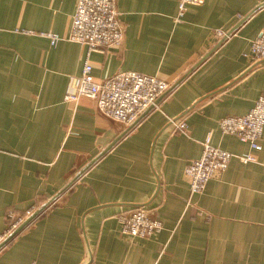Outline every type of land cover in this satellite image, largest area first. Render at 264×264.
<instances>
[{
  "label": "crops",
  "instance_id": "crops-1",
  "mask_svg": "<svg viewBox=\"0 0 264 264\" xmlns=\"http://www.w3.org/2000/svg\"><path fill=\"white\" fill-rule=\"evenodd\" d=\"M77 1L0 0V235L10 209H36L76 179L0 249V264H264V134L255 149L219 126L264 93V59L252 56L264 6L195 67L218 29L264 0H204L183 20L179 0H117L125 36L90 51L95 78L132 70L176 84L121 138L128 125L97 99L65 98L88 46L45 33L68 36ZM181 115L185 130L170 123ZM208 137L235 155L192 194L185 170ZM141 204L164 223L149 237L118 218Z\"/></svg>",
  "mask_w": 264,
  "mask_h": 264
},
{
  "label": "built area",
  "instance_id": "built-area-1",
  "mask_svg": "<svg viewBox=\"0 0 264 264\" xmlns=\"http://www.w3.org/2000/svg\"><path fill=\"white\" fill-rule=\"evenodd\" d=\"M203 2L204 0H179L177 19L183 20L189 5ZM216 33L220 36L225 31L218 29ZM45 34L49 36L52 44L66 38L88 46L78 86L75 91L66 94L65 98L74 101L82 96L95 98L98 100L99 110L113 120L127 125L134 122L144 110L156 104L158 97L170 85L167 80L157 75L132 70L120 71L102 81L95 78L90 51L120 45L125 36L117 0H78L68 36L64 37L56 32ZM252 56L255 60L264 59V29L252 41ZM181 118L170 117V123L175 129L185 130L187 123ZM219 126L223 132L236 134L253 148L261 149V138L264 134V93L257 98L249 112L243 115L222 116ZM234 155L233 152L214 145L210 137L205 139L201 156L191 160L185 170L191 193L203 192L210 179L229 166ZM240 157L243 161L256 159L254 154ZM34 210L35 208H28L21 212L10 209L0 242ZM118 218L122 230L131 236L149 237L164 227L162 219L154 215L147 205L121 212Z\"/></svg>",
  "mask_w": 264,
  "mask_h": 264
},
{
  "label": "water",
  "instance_id": "water-1",
  "mask_svg": "<svg viewBox=\"0 0 264 264\" xmlns=\"http://www.w3.org/2000/svg\"><path fill=\"white\" fill-rule=\"evenodd\" d=\"M262 6H264V2H261V4H259L258 6H256V8L249 14L243 16L239 22L231 29H228L225 31L224 34L220 35L219 38H218V41L217 43L201 58V60L199 62H197V64L195 65V67L200 64L205 58H207L218 46H220L223 42H225L230 36H232L237 30L238 28H240V26L245 23L250 17L251 15L257 11L259 8H261ZM261 60H259L258 62L256 63H260ZM176 85V84H174ZM174 85L170 84L169 87L158 97V99L156 100V104H159V100H160V97L164 94H166L167 92H170V90L173 89ZM156 104H152L151 106H149L146 110H144L140 115L139 117L132 123L128 124V128L122 133V135L120 136V138L126 134L128 131H130L132 128L135 127V125L149 112L151 111L153 108L156 107ZM183 115L181 116H178V118H181ZM124 124V123H123ZM98 158H96L95 160H93L91 162V164H93ZM87 169V168H86ZM84 170H81L80 173H82ZM78 177V176H76ZM75 178L73 180H71L69 182V184L64 188L67 189L69 188L73 182H75ZM62 190V192L64 191ZM58 193L56 194L55 196H53L52 198L48 199L46 202H44L41 206H39L38 208H36L34 210V212L24 221L22 222L17 228H15L12 232H10L4 240H2L0 242V249L3 248L13 237H15L21 230H23V228L28 225L35 217H37L38 215L44 213V211L50 207V205L56 200L59 198V196L61 195V193ZM141 205H146V204H141Z\"/></svg>",
  "mask_w": 264,
  "mask_h": 264
}]
</instances>
